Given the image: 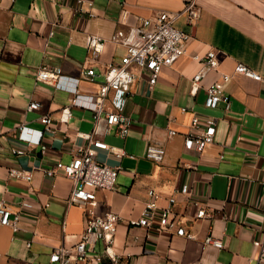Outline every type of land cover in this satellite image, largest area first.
Instances as JSON below:
<instances>
[{"label": "crops", "instance_id": "crops-1", "mask_svg": "<svg viewBox=\"0 0 264 264\" xmlns=\"http://www.w3.org/2000/svg\"><path fill=\"white\" fill-rule=\"evenodd\" d=\"M55 2L0 0V199L21 212L18 231L0 224V264H54L52 251L75 244L84 230L83 209L68 204L73 181L63 174L49 178L43 169L58 161L70 163L78 146L88 143L77 134L93 132V107L106 66L121 62L126 53L108 42L95 57L87 37L108 39L118 28L127 29L121 25L125 18L135 24L139 17L179 13L185 5V0H96L92 15H74ZM197 3L201 17L195 26L184 15L175 20L178 29L192 36L186 54L163 69L152 91L143 77L147 73L133 67L137 80L130 92H112L107 99V111L132 119L129 135L121 138L114 130L95 135L126 153L117 158L113 151L97 150L101 163L120 168L116 188L97 191L95 210L120 217L115 251L121 264H264V82L234 73L242 63L264 79V0ZM211 49L217 51L220 67L193 95L192 78L200 69L193 55ZM41 65L61 68L63 77L56 83L37 82ZM89 68L96 71L94 82L82 76ZM221 73L233 75L226 84L230 108H208L205 88ZM76 93L72 117L63 123L61 109ZM34 101L39 108L28 110ZM194 113L217 121L214 142L202 153L185 148ZM44 116L52 119L48 130L41 123ZM20 124L26 129L22 138L16 128ZM169 129L176 134L170 137ZM27 139L36 145L29 147ZM150 145L165 148L162 163L146 156ZM17 149L26 153L14 154ZM12 168L33 171L31 189L26 181L9 177ZM183 185L191 195L179 192ZM150 190L161 195V207L175 197L173 217L192 238L131 224L141 217ZM25 200L33 207H21ZM195 200L210 216L195 218ZM210 234L221 240V249H203Z\"/></svg>", "mask_w": 264, "mask_h": 264}, {"label": "built area", "instance_id": "built-area-1", "mask_svg": "<svg viewBox=\"0 0 264 264\" xmlns=\"http://www.w3.org/2000/svg\"><path fill=\"white\" fill-rule=\"evenodd\" d=\"M95 1L56 0L55 4L58 8L68 7L74 15L84 13L92 15L91 10ZM181 15L186 17L190 25L195 26L201 17L197 0H185L184 9L179 13L161 12L154 18L139 17L137 23L130 25L125 23V18L124 22L121 21V25L127 26V29L118 28L108 39L99 35H89L87 37L88 51L95 57L102 53L108 42L124 47L126 53L121 62L109 63L106 66L104 82L96 95V103L93 107V132L77 134L88 143L78 146L70 163L58 161L54 167L43 169L44 175L49 178H55L57 175L63 174L73 181L74 187L68 199V204L83 209L85 222L84 230L75 244L71 246L61 245L52 251L50 255L51 263L121 264L120 256L115 251L116 232L120 217L113 212L97 214L95 210L98 206L97 191L114 190L120 168L101 163L97 159V150L113 151L117 158L123 157L126 153L115 151L114 147L102 140L95 139V135L102 131L110 133L112 130L121 138L129 135L132 119L116 111H107L106 101L112 92H130L131 87L137 80V74L133 67L147 73L143 77L150 92L158 83L163 69L171 67L186 54L187 45L192 36L175 26V20ZM193 59L200 65V69L193 75L191 85V93L197 95L203 88L202 82L207 75L211 71L219 69L220 60L217 51L214 49L209 50L204 55L196 53L193 55ZM234 73L264 82L260 75L242 63L235 66ZM82 76L86 81L94 82L96 71L94 68H89L83 72ZM62 77L63 71L61 68L48 65H41L37 68V82L56 83ZM232 77L231 74L221 73L220 80L214 81L205 88L207 92L206 107L214 109L220 104H224L226 109L230 108L231 99L226 93V84L231 81ZM77 103L78 93L71 99L70 105L61 109V122L67 123L69 121L72 117V106L77 105ZM39 106L38 102H31L28 110H36ZM41 123L48 130L52 119L50 116H44L41 118ZM216 125L217 121L214 117L194 113L190 129L184 136L185 148L202 153L208 145L214 142ZM16 128L19 129L20 138H22L23 132L26 130L25 126L20 124ZM168 134L172 137L176 134V131L169 129ZM24 141L29 147L36 145V142L30 139ZM42 150H45L44 145H42ZM13 153L24 155L26 151L17 149ZM165 155V148L160 146L150 145L146 151V156L156 163H162ZM129 157L134 158V155H129ZM9 177L26 181L31 189L34 174L31 170L12 168L9 170ZM262 181L264 182V175ZM179 192L184 195H191V189L188 185H183ZM149 196L150 199L146 202L141 217L138 220L131 221L132 225L147 228L156 227L161 231L192 238V235L184 227L177 225V221L173 217L172 206L176 202L174 196L169 198L167 207L159 205L161 195L156 191L150 190ZM194 205L199 207L195 218L202 219L210 216L200 201L195 200ZM21 207L31 208L33 205L25 200L22 201ZM20 222L21 212L13 211L4 199H0V224L18 231ZM210 246L221 249L223 244L220 239L210 234L203 242V249ZM262 254L264 255V245H262Z\"/></svg>", "mask_w": 264, "mask_h": 264}]
</instances>
